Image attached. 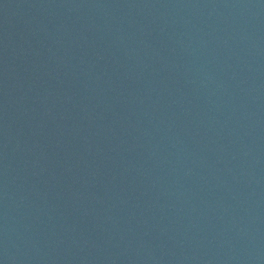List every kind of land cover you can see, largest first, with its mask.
Returning a JSON list of instances; mask_svg holds the SVG:
<instances>
[{
	"label": "water",
	"instance_id": "obj_1",
	"mask_svg": "<svg viewBox=\"0 0 264 264\" xmlns=\"http://www.w3.org/2000/svg\"><path fill=\"white\" fill-rule=\"evenodd\" d=\"M9 264H264V0H0Z\"/></svg>",
	"mask_w": 264,
	"mask_h": 264
}]
</instances>
